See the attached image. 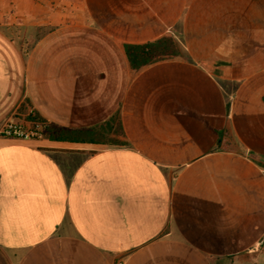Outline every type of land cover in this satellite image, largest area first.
I'll return each mask as SVG.
<instances>
[{"label": "crops", "instance_id": "crops-1", "mask_svg": "<svg viewBox=\"0 0 264 264\" xmlns=\"http://www.w3.org/2000/svg\"><path fill=\"white\" fill-rule=\"evenodd\" d=\"M15 114L97 135L0 133V264L264 260V0H0Z\"/></svg>", "mask_w": 264, "mask_h": 264}, {"label": "trees", "instance_id": "trees-1", "mask_svg": "<svg viewBox=\"0 0 264 264\" xmlns=\"http://www.w3.org/2000/svg\"><path fill=\"white\" fill-rule=\"evenodd\" d=\"M125 53L133 70H138L146 65L152 64L167 57H175L181 54L180 46L175 38L170 36H162L158 39L147 41L144 43H126ZM42 135H47L53 139H66L68 135L63 134V129L56 126H44L40 128ZM92 130H84L80 133L91 132ZM115 131L122 132L119 128ZM94 135H97L95 131ZM87 136H80L86 139ZM95 139V137H89Z\"/></svg>", "mask_w": 264, "mask_h": 264}, {"label": "built area", "instance_id": "built-area-1", "mask_svg": "<svg viewBox=\"0 0 264 264\" xmlns=\"http://www.w3.org/2000/svg\"><path fill=\"white\" fill-rule=\"evenodd\" d=\"M40 125L32 124L30 120H26L24 117L18 114L10 117L2 126L0 133L5 137L14 138H38L42 136Z\"/></svg>", "mask_w": 264, "mask_h": 264}, {"label": "rangeland", "instance_id": "rangeland-1", "mask_svg": "<svg viewBox=\"0 0 264 264\" xmlns=\"http://www.w3.org/2000/svg\"><path fill=\"white\" fill-rule=\"evenodd\" d=\"M45 31L44 28H40L38 30H35L33 32V37L34 39L36 37H38L39 35H41L43 32ZM22 36L25 34H21ZM24 37V36H23ZM94 130H92L91 132H84V133H80V132H76V131H72V130H64L63 134L65 135H71V136H85V135H94ZM260 248V252L258 254H261L264 258V242L262 243V245L259 247ZM264 264V260H262V258H259L258 261L255 264ZM231 264H250L248 261H246L245 258L240 257L237 260H233Z\"/></svg>", "mask_w": 264, "mask_h": 264}]
</instances>
